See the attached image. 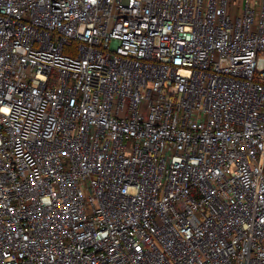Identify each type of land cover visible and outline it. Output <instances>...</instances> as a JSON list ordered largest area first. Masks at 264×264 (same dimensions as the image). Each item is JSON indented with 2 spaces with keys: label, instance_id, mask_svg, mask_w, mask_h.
Listing matches in <instances>:
<instances>
[{
  "label": "built area",
  "instance_id": "obj_1",
  "mask_svg": "<svg viewBox=\"0 0 264 264\" xmlns=\"http://www.w3.org/2000/svg\"><path fill=\"white\" fill-rule=\"evenodd\" d=\"M0 264H264V0H0Z\"/></svg>",
  "mask_w": 264,
  "mask_h": 264
}]
</instances>
